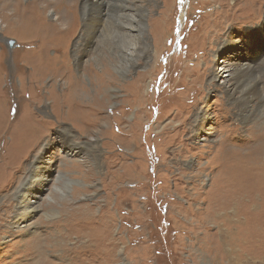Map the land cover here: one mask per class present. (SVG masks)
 <instances>
[{"label": "rangeland", "instance_id": "374dc122", "mask_svg": "<svg viewBox=\"0 0 264 264\" xmlns=\"http://www.w3.org/2000/svg\"><path fill=\"white\" fill-rule=\"evenodd\" d=\"M235 1L150 0L145 56L123 55L127 40L112 12L97 40L101 52H72L78 28L65 52L50 46L45 56L66 67L63 76L37 66L32 74L25 51L37 42L0 30V264H39L27 250L36 235L52 264H264V214L209 210L232 202L236 187H264L262 152L224 178L217 173L221 128L234 127L229 146L243 154L256 145L250 128L264 130V108L251 103L250 120L240 119L220 79L211 80L215 67L226 75L227 63L251 59L258 67L259 57L227 43L226 34L252 30L262 15L251 24L238 9L239 18L218 28ZM45 16H55L51 5ZM258 46L264 49L261 33ZM62 100L69 115L57 108ZM201 111L200 133L212 128L211 140L195 139ZM76 144L83 149L74 154ZM33 194L40 195L33 227L17 228Z\"/></svg>", "mask_w": 264, "mask_h": 264}, {"label": "bare ground", "instance_id": "6f19581e", "mask_svg": "<svg viewBox=\"0 0 264 264\" xmlns=\"http://www.w3.org/2000/svg\"><path fill=\"white\" fill-rule=\"evenodd\" d=\"M24 1L25 0H0V30L5 33L17 34L21 40L30 41L31 39L37 42V48L33 49V45H31V47H28L29 50L33 49L34 51H25L29 53L25 54L24 64L26 63L30 66V68L32 69V74H34V68H36V66L39 67L41 73H53L54 76H56L59 72L62 76L66 74V67L63 68L61 65L60 67L57 66V64L59 63L58 60L53 58L49 59L47 56H45V54L46 52H48V49L51 45L55 46L56 52H65V50H67L68 40L77 28L79 29V35L72 52H85L87 49H89L91 52H101L102 48L97 43V40L101 33L104 31V26L109 20L112 12H115L116 17L118 18V33L127 40V46L125 48V51H123V55L132 56L133 53H137V55L138 53H140L141 55L143 54V56H145L147 53V43L144 40V31L142 24L143 13L145 11V8L150 5V0ZM78 2L81 4L80 12L82 17L80 20L77 11ZM238 2L239 0L231 4L232 7H235L236 4H238V6L234 9L232 8V15L227 14V17L223 18V20L220 22L222 25L218 26V28L222 27L223 29V24L225 22H228L229 19L230 21H232L237 17L239 18L240 14L237 15L238 9H242L243 12H246L248 14L246 17H243V19L241 18L243 22L252 21L250 22L252 24L258 16L262 15L261 22L252 30L247 27L243 28V34H241L240 32L236 33V30H231L230 28L228 29L226 34L228 38L227 43H232L234 45L241 43V46H244L246 44L249 47V50L252 51L250 54H256V59L259 57L258 67H253V65L251 64L253 62H249L251 59L246 63H227V65L223 66V69L226 71V75L221 76L219 69L215 67L214 71L212 72L211 80L220 79V84H222L223 86L222 90L227 103L235 106V111L238 115H240V119L250 120L249 105L251 103H254L257 108H264V49L259 50V46L256 47V45H258V33H261L262 36H264V0H241L239 3ZM48 5H51L55 13V16L50 20H48L45 16ZM249 11L250 13H248ZM1 25H3L4 28H2ZM232 25L233 24L231 23L230 26ZM214 31L217 34V31ZM164 32L165 30H162V34H164ZM211 32H213L212 29L210 33ZM233 35L234 37L235 35L238 36L237 38L233 39ZM53 60H55L56 62ZM51 62L55 63L49 68ZM57 67L60 70H58ZM204 71L205 69L203 70V72ZM149 74L151 75V73ZM68 78L71 77L68 76ZM70 84L77 85V81L74 79H70ZM252 99H257L258 102H254ZM256 102L259 105H256ZM56 105L58 109H62L63 113L69 115V109L72 106L66 107L65 100L60 101ZM206 119L207 112L204 111H201V114L199 116H196V126L193 129L195 131V139H202L204 141L211 140L210 138L214 132L212 128H207L209 129L206 132L207 135H202L200 133V131L205 132L206 128H203V123L206 121ZM260 124L264 125V122ZM233 130H235L234 127L230 130H227V128H221L220 138L216 143H214V152L216 153L218 161L220 160L219 164L217 165V167L220 168V172L217 171V173H219L220 175V178H224L223 176L227 174V170L234 169L236 165L243 166L246 160H248L246 162H249L250 159L253 158L254 160L259 161V159L262 157L261 152L264 154V130H261V128H259V124H255L250 128V132L255 133L256 135L253 136L249 133V138H251L252 141L254 140V143H256V145L251 150L249 149V153L243 154L232 151L229 146V140H231V138L233 137V133H231V131ZM75 149L76 151L74 152V154L78 153L83 148L79 144H76ZM47 161L49 162L50 160L47 158ZM214 164L216 165V163ZM258 164L260 165L259 162ZM259 168L261 169L259 172L264 173V164L260 165ZM256 169L259 170L258 168H255L254 170ZM261 181V183L264 184V179H261ZM40 186L42 187L43 185ZM236 188H238L240 191H237L236 195L232 193L233 197L231 199L235 197L232 202H229L228 204L226 202L222 205H213L209 210L217 213L220 211H227V216L235 213H258L259 215L264 214V203H262V200H264L263 185L262 187L259 186V188L257 189H254V187L253 189L252 187H250L251 189H245L244 187ZM57 189L58 188H56V190ZM233 191L235 190L233 189ZM221 194L223 195V197H227V190L222 191ZM39 197L40 195L35 194L33 196V200L27 201L25 199L26 201L23 202V205L21 207L22 209L20 208L21 213L23 214H21V218L14 222L17 228L33 227V225L31 224V226L28 221L39 207L36 203ZM49 198L51 199V197ZM18 216L20 215L18 214ZM30 244L32 247L31 249ZM27 250L28 252H30V254L34 255V257L36 258L34 259L37 260L39 264H43L44 262L47 264H52L49 261L46 262L47 260L42 254L44 246L42 245L41 239H39L37 235L32 237L30 241H28Z\"/></svg>", "mask_w": 264, "mask_h": 264}, {"label": "water", "instance_id": "95a60500", "mask_svg": "<svg viewBox=\"0 0 264 264\" xmlns=\"http://www.w3.org/2000/svg\"><path fill=\"white\" fill-rule=\"evenodd\" d=\"M8 42H9V44H11L13 42V40L12 39H9Z\"/></svg>", "mask_w": 264, "mask_h": 264}]
</instances>
